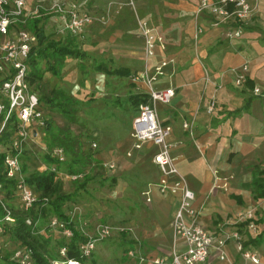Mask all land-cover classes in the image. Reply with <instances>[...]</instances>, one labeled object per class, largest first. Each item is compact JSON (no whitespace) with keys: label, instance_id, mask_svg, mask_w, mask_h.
<instances>
[{"label":"crops","instance_id":"1","mask_svg":"<svg viewBox=\"0 0 264 264\" xmlns=\"http://www.w3.org/2000/svg\"><path fill=\"white\" fill-rule=\"evenodd\" d=\"M128 1L89 0L90 13L96 18L106 17L105 26L96 20L83 31L93 45L89 50L91 66L126 69L131 76L99 72L105 77L130 78L135 72L145 68L152 71L167 62L152 87L174 89L170 103L157 104L158 116L171 126L169 141L176 144L171 154L195 193L199 219L214 235L238 230L245 248L257 252L258 264H264V0H248L251 13L246 20L229 18L218 25L213 24L209 10L195 15L200 0H133V7ZM137 20L147 22L162 38L163 48L156 46L152 56L144 52ZM229 28H240L241 36L226 37ZM239 75L243 80L237 85ZM135 84L136 94L146 92L144 84ZM183 122L191 125L192 136L182 127ZM157 149L146 143L132 150L131 162L135 160L137 167L134 178L119 170L102 178L90 172L92 179L88 181L121 182L122 189L128 182L142 187L140 211L131 216L141 238L131 246L147 258L171 251L170 223L177 207L176 196L161 194L155 187L150 202L142 195L160 177L152 161ZM111 155L105 150L94 154L92 167L97 161L112 162ZM112 156L117 161V153ZM213 172L221 180L214 178ZM7 201L20 204L16 195ZM245 208L254 212V231L233 221ZM225 255L221 260L211 251L203 264H252L236 251L233 240L226 242ZM123 259L129 260L125 264H138L135 258Z\"/></svg>","mask_w":264,"mask_h":264},{"label":"built area","instance_id":"2","mask_svg":"<svg viewBox=\"0 0 264 264\" xmlns=\"http://www.w3.org/2000/svg\"><path fill=\"white\" fill-rule=\"evenodd\" d=\"M26 2L27 0H0V154H2L0 158L2 212L0 216V260L4 251L5 228L15 222L13 209L4 196L1 175L14 181V194L19 199V206L22 210H29L37 202L38 195L26 183L21 171V156L27 148H30V142L39 136L38 131L45 126L39 97L29 79L31 72L29 56L35 35L25 28L16 27L17 23L24 24L27 19L54 13L56 31L59 34L80 36L88 25L96 20L104 22L105 19L104 16L96 18L90 13L89 0H51L48 7L43 8V5H37L32 10H27ZM133 4V0L128 1V5L133 7ZM43 9L45 10L42 14ZM204 10L212 13L213 24L218 25L219 22H226L229 18L237 22L246 20L251 13V6L248 0H217L216 2L200 0L195 15L198 16ZM137 23L139 36L144 41V52L147 57L152 56L156 46L163 48L162 38L147 22L137 20ZM241 34L240 28H229L225 32L228 38H238ZM166 65L167 62L164 61L152 71L145 68L132 75L134 82L145 85L148 101L139 105L138 112L132 120L130 136L134 150L146 143H151L158 148L152 156V161L160 171V177L157 182L149 184L142 192L145 202L151 201L152 187L157 188L161 194H171L177 197V207L170 223L172 248L168 254L151 258L145 257L135 248H129L125 255L135 258L138 264H203L211 251L216 252L219 259H226V242L233 240L236 251L244 260L258 264L257 252L245 248L238 230L214 235L199 219L200 209L194 205L195 193L188 186L185 177L176 166L175 157L171 154V149L176 145L169 141L171 126L162 123L158 116L157 104H168L174 96V89L171 87L162 90H155L152 87V82L163 74V67ZM243 69H246V66ZM242 80L243 75H239L235 83L239 85ZM208 110H212V104ZM182 127L188 130L190 136L193 135L189 122H183ZM47 154L54 161L50 164L42 163L38 168L39 171H51L54 173V179L60 181H74L82 177L81 174H68L61 169L59 164H63L66 160L62 147L55 146L48 150ZM102 165L108 170L115 169L114 162H105ZM214 178L221 180L215 174ZM226 179L223 178L224 181ZM233 221L235 224L244 223L252 231L256 228L254 212L250 209L236 213ZM30 222L31 219L27 218L26 223ZM49 226L57 230L59 235L66 240L73 236L72 230L56 216L49 218ZM79 229L85 236L84 240L78 244L80 258L84 260L89 259L97 244L110 237L113 231L127 230L124 226L115 227L109 223L100 224L94 234H85L82 227ZM66 253L67 245L59 246V258L53 260L52 264H82L79 259L66 258ZM11 260L21 264H32L31 248L25 246L17 248L13 251Z\"/></svg>","mask_w":264,"mask_h":264},{"label":"rangeland","instance_id":"3","mask_svg":"<svg viewBox=\"0 0 264 264\" xmlns=\"http://www.w3.org/2000/svg\"><path fill=\"white\" fill-rule=\"evenodd\" d=\"M50 1L27 0L26 8L32 10L37 5H43V8H46ZM44 10H41L42 14ZM37 19L38 26L42 27L48 40H58L61 44H66L68 41L67 43L71 42L68 45L74 50L80 53L86 52L85 57H67L59 69L58 76L49 72L47 62L44 59L38 60V73H42V78L38 79L36 85L33 86L37 96L48 95L52 89L58 88L79 101L74 106L77 108V121L74 123L68 121L55 107L41 102L40 107L44 120L50 123L53 132L57 129H63L67 130L71 136L79 137L83 143L84 152L96 154L105 150L108 153L111 152L112 155L117 153V161L112 155L109 156L110 160L108 159L114 162L115 171L109 173L102 163L95 164L94 167L91 164L83 168L88 176H91V172L96 178L109 177L114 176L120 170L126 176L134 178L137 167L135 160L131 162L132 150L134 149L130 137V121L136 114V110L129 97L136 94L138 90L135 88L136 84L132 77L119 78L116 75L105 77L94 66H91L89 50L93 45L88 42L87 31L82 32L80 40L77 41L76 38H73L71 41L72 37L59 34L56 31L54 13L41 15ZM105 22L106 17L104 22L98 23L105 26ZM16 27L25 28L34 34L28 26H23L21 23H17ZM33 46H37L36 36ZM38 133H40L39 136L30 142L31 159L26 161L28 171L38 170L39 166L44 163V154L50 150L47 145L51 141L48 133L44 128ZM93 144H95L94 147ZM76 157L74 156V158ZM72 159L73 156L66 154V161ZM61 169L66 171L64 164ZM78 183L73 180L59 182L60 191L71 196L68 201L64 202L62 210L70 218L73 217L72 220L74 219L73 222L77 228L82 227L85 234H94L96 228L105 223L115 227L124 226L127 228L124 237L121 236V232L115 230L110 237L99 242L92 256L82 264L127 263L129 260L123 258L128 257L125 255L128 243L136 242V238H141L139 233L137 235L136 230H134L131 216L140 211L142 187L135 185L134 182H128L126 189H122L121 182H87L84 187H82L83 184ZM10 207L14 213L22 210L17 204L10 205ZM53 216L55 215L51 213L48 216H39L35 225L38 226V234L42 236L41 240H47V249L55 255L60 241L64 238L59 235L57 230L49 226V218ZM19 246V242L14 241L8 234H4L3 248L5 253L11 254Z\"/></svg>","mask_w":264,"mask_h":264},{"label":"trees","instance_id":"4","mask_svg":"<svg viewBox=\"0 0 264 264\" xmlns=\"http://www.w3.org/2000/svg\"><path fill=\"white\" fill-rule=\"evenodd\" d=\"M231 8V6L229 5ZM38 18V17H37ZM27 19V21L23 24V26H28L30 30H32L37 37V46H32L30 56H29V64L31 67L30 72V83L34 86L37 83L38 79L42 78V73H38V60L44 59L47 62V69L52 75L58 76L60 73V67L65 62L67 57H85L86 52H79L71 48L69 43L61 44L58 40L47 39L44 35L41 26H38V19ZM66 36H70L71 41L73 38L76 40H80V36H71L69 34H65ZM69 44V45H68ZM103 64H100L96 67V70L106 71L107 74H116L117 76H131L126 69H105ZM34 89V88H33ZM130 100L136 112L138 111V107L141 103H145L148 101V95L146 93L134 94L130 96ZM39 101L45 102L52 107H55L60 113L70 122L77 121V108L74 107L79 103L77 99L72 96L65 94L61 89L54 88L50 91L48 95H44L39 97ZM44 130L48 133L50 140L48 142V147L51 149L55 146L62 147L65 154L73 156L71 161H64V167H66V173L68 174H81L82 177L78 178V184H85L92 179V177L85 174L83 168L86 165H91L92 162L95 161L92 152H84L83 143L79 139V137L71 136L67 130L57 129L53 132V129L50 126L48 121H45ZM30 148H27L22 156H21V171L24 174V178L26 183L35 191L38 195V200L33 206L27 210H21V212H13L15 216V222L6 226L4 234H8L10 238L14 241L19 242L20 246L29 247L32 250V264H52L53 260H58V250L56 254L53 255L50 250L47 249V240H41L42 236L38 234V226L35 225V222L38 220L39 216H48L50 213L54 214L61 221H63L67 227H69L73 236L69 239H62L59 243V246L66 244L67 245V253L66 258L79 259L82 263L85 261L80 258L78 252V244L82 240H84L85 236L80 231L77 226L74 224V219L71 220L67 214H65L62 210V206L64 202L70 199V194H63L60 190L61 185L60 180L54 179V173L48 170L39 171L33 170L28 171V167L26 165V161L31 159V153L29 152ZM74 156H77L74 158ZM2 154H0V158ZM44 163L50 164L54 160L49 156V154H44ZM99 161L96 163L98 164ZM87 163V164H86ZM63 164H59L63 166ZM65 169V168H64ZM81 179V181H80ZM1 180L3 181V189L5 198L14 197V181L11 179H6L4 175H1ZM81 182V183H80ZM46 199V200H45ZM46 204V205H45ZM1 206H0V216H1ZM30 218L31 222L26 223V219ZM3 234V238H4ZM126 235V231L121 232V236L124 237ZM134 241L128 243V248H132ZM126 244V243H125ZM13 253V252H12ZM12 253H5L3 251V256L0 260V264H21L19 262L11 260ZM126 254V252H125Z\"/></svg>","mask_w":264,"mask_h":264},{"label":"bare ground","instance_id":"5","mask_svg":"<svg viewBox=\"0 0 264 264\" xmlns=\"http://www.w3.org/2000/svg\"><path fill=\"white\" fill-rule=\"evenodd\" d=\"M57 264H64V263H57Z\"/></svg>","mask_w":264,"mask_h":264},{"label":"water","instance_id":"6","mask_svg":"<svg viewBox=\"0 0 264 264\" xmlns=\"http://www.w3.org/2000/svg\"><path fill=\"white\" fill-rule=\"evenodd\" d=\"M34 134V133H33Z\"/></svg>","mask_w":264,"mask_h":264}]
</instances>
